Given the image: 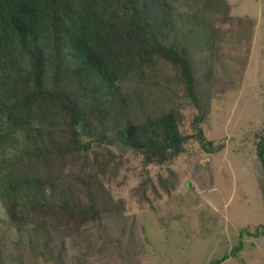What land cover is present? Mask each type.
<instances>
[{
    "label": "rangeland",
    "instance_id": "1",
    "mask_svg": "<svg viewBox=\"0 0 264 264\" xmlns=\"http://www.w3.org/2000/svg\"><path fill=\"white\" fill-rule=\"evenodd\" d=\"M168 1L178 22L161 46L186 53L190 74L159 49L141 67H111L117 90L106 92L89 118L92 135L82 134L87 148L40 158L30 170L54 189L47 184L51 203L43 216L19 212L14 221L0 174V264H209L231 255L241 240L238 256L221 264H264V236L246 234L264 225L257 155L264 131V0ZM170 109L181 112L188 136L173 159L152 161L115 140V120L124 125ZM48 112L56 120L46 116L45 131L66 145L73 137L70 115L57 107ZM199 127L211 142L206 146ZM7 155L17 171L29 163L25 155L16 158V149ZM61 192L83 205L92 192L100 219L69 215L59 207ZM36 224L50 232L47 249L32 246Z\"/></svg>",
    "mask_w": 264,
    "mask_h": 264
},
{
    "label": "trees",
    "instance_id": "2",
    "mask_svg": "<svg viewBox=\"0 0 264 264\" xmlns=\"http://www.w3.org/2000/svg\"><path fill=\"white\" fill-rule=\"evenodd\" d=\"M177 22L168 0H0V174L6 180L3 194L14 221L30 212L37 218L43 216L51 203L49 183L30 172L35 161L63 155L62 151L70 147L87 148L82 134L92 135L89 118L105 103L106 92L117 90L111 67L119 69L130 63L141 67L153 62V49H159L190 74L186 53L161 46ZM198 26L195 23L193 28ZM105 85L109 86L107 90ZM55 107L63 115H70L73 125V137L64 146L42 124L46 116L56 120L48 112ZM181 123V112L170 109L155 116L147 114L139 121L127 119L124 125L115 120L111 130L121 146L145 152L149 160L164 163L173 159L188 140ZM197 135L204 146L211 143L200 127ZM11 149L17 150L16 158L25 155L29 159L21 171L9 167L13 165L7 155ZM257 155L264 170V131ZM95 196L91 192L89 203L83 205L75 200L73 203L61 192L58 203L71 216L95 221L100 219ZM34 232L33 248H49L46 225L36 224ZM246 234L264 236V225ZM243 246L241 240L231 255L209 264L238 256Z\"/></svg>",
    "mask_w": 264,
    "mask_h": 264
}]
</instances>
